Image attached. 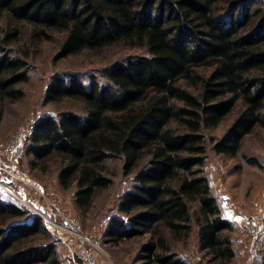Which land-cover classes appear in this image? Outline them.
Instances as JSON below:
<instances>
[{
    "label": "trees",
    "instance_id": "1",
    "mask_svg": "<svg viewBox=\"0 0 264 264\" xmlns=\"http://www.w3.org/2000/svg\"><path fill=\"white\" fill-rule=\"evenodd\" d=\"M4 14L31 24L36 39L64 33L59 59L117 45L146 51L112 62L87 84L77 75L52 79L47 102L73 99L84 109L34 123L24 151L31 168L47 173L54 164L60 186L75 188V204L88 210L114 183L109 163L121 160L134 184L120 198L125 217L110 221L111 240L147 235L149 262L187 264L168 232L185 238L197 228L202 251L231 261L234 224L205 174L206 130L237 111L227 131L211 137L216 153L237 156L245 136L264 128V0H0V20ZM19 34H0L4 101L22 99L18 85L30 80L9 48ZM41 232L50 236L40 217L0 197V264H58L52 244L20 248Z\"/></svg>",
    "mask_w": 264,
    "mask_h": 264
},
{
    "label": "rangeland",
    "instance_id": "2",
    "mask_svg": "<svg viewBox=\"0 0 264 264\" xmlns=\"http://www.w3.org/2000/svg\"><path fill=\"white\" fill-rule=\"evenodd\" d=\"M261 1L257 3L259 5ZM15 28L20 30L18 38L9 44L14 56L22 57L30 74L28 82L18 87L25 91V96L14 102L0 99V143L10 141L19 131L29 135L34 123L46 114L57 115L64 110L83 112V104L73 99L47 102L46 93L49 84L56 76L77 75L84 83L90 77H101L102 69L112 62L133 54H146L138 47L117 45L102 50H85L65 58H57L64 33L57 32L52 39H36L32 35L33 27L27 22H18L4 14L0 20V34ZM237 111L231 113L219 126L206 130L208 159L205 174L208 176L213 193L223 210L225 217L235 218L234 229L228 234L232 237L236 256L229 262L215 260L202 251L198 244L197 228L189 237H174L168 232L170 243L178 255L187 264H249L251 227L242 218L250 217L258 226L264 228V128L258 127L245 136L242 148L237 156L218 154L212 149L211 137L220 138L232 125ZM246 157H255L260 165L251 164ZM34 157H32L33 159ZM31 157L23 153L20 165L27 171L29 182H15L0 174V183L8 186L13 193L0 190V197L14 202L40 217L50 233H39L31 240H23L21 249L40 248L47 245L56 247L58 264H78L76 239L67 231L57 230L47 225L42 216L56 219L61 223L65 215L70 216L80 226L79 231L104 249L117 264H158L149 262L143 251V245L149 236H138L122 241H113L107 235L112 218L125 217L118 210L121 196L133 184V175L126 176L122 170V161L109 163L114 172V183L99 191L88 210H81L75 204V188L63 189L58 181V172L54 164L47 173L33 169ZM16 196L18 199H16ZM52 229H50V227ZM4 229L10 228L5 224ZM49 227V228H48ZM264 254V250H263ZM39 264H55L53 258Z\"/></svg>",
    "mask_w": 264,
    "mask_h": 264
},
{
    "label": "built area",
    "instance_id": "3",
    "mask_svg": "<svg viewBox=\"0 0 264 264\" xmlns=\"http://www.w3.org/2000/svg\"><path fill=\"white\" fill-rule=\"evenodd\" d=\"M27 141L28 135L23 129L10 141L0 143V174L2 176L8 177L15 182H29L27 171L20 165V158L25 151ZM0 184L4 185L3 183ZM6 187L8 188V186ZM42 217L47 225L52 226L53 230L55 228L67 231L70 235L74 236L79 257L78 264H117L107 255L102 247L79 231V224L70 216L65 215L61 223H58L56 219ZM247 222H249V227L251 225L254 226L250 229L252 237L249 264H264V228L258 226L253 218L251 221L248 219ZM52 228L50 227V229Z\"/></svg>",
    "mask_w": 264,
    "mask_h": 264
},
{
    "label": "crops",
    "instance_id": "4",
    "mask_svg": "<svg viewBox=\"0 0 264 264\" xmlns=\"http://www.w3.org/2000/svg\"><path fill=\"white\" fill-rule=\"evenodd\" d=\"M238 217L242 218V220H243L244 223H246L247 220L250 218V217H248V216H247V217H243V216H241V215H238ZM227 218H229L232 222H235V218H237V217H234V218L227 217Z\"/></svg>",
    "mask_w": 264,
    "mask_h": 264
},
{
    "label": "bare ground",
    "instance_id": "5",
    "mask_svg": "<svg viewBox=\"0 0 264 264\" xmlns=\"http://www.w3.org/2000/svg\"><path fill=\"white\" fill-rule=\"evenodd\" d=\"M0 190L2 191V190H5V191H7V192H11V193H13L9 188H7L6 186H4V185H2V184H0ZM3 192V191H2ZM16 199H18V197L16 196Z\"/></svg>",
    "mask_w": 264,
    "mask_h": 264
}]
</instances>
